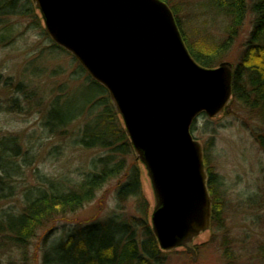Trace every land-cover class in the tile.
<instances>
[{
    "label": "rangeland",
    "instance_id": "obj_1",
    "mask_svg": "<svg viewBox=\"0 0 264 264\" xmlns=\"http://www.w3.org/2000/svg\"><path fill=\"white\" fill-rule=\"evenodd\" d=\"M173 2L180 8L179 18L191 39L203 38L210 45L225 38L229 20L213 8L212 0ZM252 21L253 16L248 13L229 51L216 62V67L222 62L232 67L237 64ZM20 22L11 43L0 45V139L17 138L20 158L27 153V159L24 162L18 159L21 173L13 180L14 196L0 201V213L8 210L15 213L24 188L39 184L37 176L60 178L72 185L92 172L93 161L106 155L102 150H86L79 145L84 126L100 112L95 104L97 98L91 103L92 109L87 102L101 91L91 84L86 73H81L72 56L53 49L50 38L28 19ZM18 84L25 87L28 104H23L21 94H15ZM13 99L19 101V109L12 107ZM230 103L217 118L199 116L190 132L201 147L207 145L210 167L222 182L217 189L225 202L220 213L224 229H209L194 240L195 262L184 250L178 249L168 252L166 264H264V153L253 137L263 126L256 114L237 102ZM51 104L64 115L78 114L81 108L84 111L65 129L64 135L50 137L42 124ZM125 167L128 174L138 169L141 192L153 208V193L146 171L134 153L125 157ZM119 181L105 185L91 203L52 225L47 243L59 240L77 224L116 216L140 217L134 199L121 204L116 201ZM49 228L37 234L26 260L15 264H41L42 237ZM226 248L229 258L224 257Z\"/></svg>",
    "mask_w": 264,
    "mask_h": 264
},
{
    "label": "water",
    "instance_id": "obj_2",
    "mask_svg": "<svg viewBox=\"0 0 264 264\" xmlns=\"http://www.w3.org/2000/svg\"><path fill=\"white\" fill-rule=\"evenodd\" d=\"M51 42L103 87L146 171L160 251L182 249L210 229L212 200L200 144L190 130L231 102L233 67L196 64L160 0H31Z\"/></svg>",
    "mask_w": 264,
    "mask_h": 264
},
{
    "label": "trees",
    "instance_id": "obj_3",
    "mask_svg": "<svg viewBox=\"0 0 264 264\" xmlns=\"http://www.w3.org/2000/svg\"><path fill=\"white\" fill-rule=\"evenodd\" d=\"M160 1L172 12L189 55L203 68L216 67V62L229 51L247 14L253 16L251 31L237 64L233 66L231 103L237 102L248 112L256 114L263 130L253 134V137L264 153V0H212L213 8L227 17L229 22L225 38L219 43L210 42V45H207L203 38L194 40L185 33L179 18L180 8L174 0ZM14 18L17 19L16 22L11 21ZM22 19H28L47 36L40 15L31 0H0V45L11 43L19 30L16 26ZM52 48L66 53L54 44ZM78 67L81 73H85L79 65ZM87 79L101 91V94L87 102V106L92 109L91 103L97 98L95 104L100 107V112L95 113L84 126L79 145L86 150H102L106 155L92 162V172L80 182L69 185L68 182L60 181V178L53 180L37 176V186L24 188L18 210L15 213L10 210L0 213V264L23 263L32 241L48 226L50 228L42 237L41 264H166L168 253L160 251L151 231L152 206L141 192L138 169L136 168L133 174L125 173V157L134 152L122 121L115 113L107 91L88 75ZM14 90L16 95L23 96V104L29 103L25 87L18 84ZM11 101L12 107L19 109V101ZM38 104L40 106V102ZM83 111L81 108L78 114L64 115L51 104L44 114L43 129L50 137L64 135L65 129L77 120ZM17 114L21 115L19 112ZM202 152L208 177L207 190L212 200L210 229L221 230L224 229V224L220 213L225 202L219 193L220 189L218 191L217 188H221L222 182L210 167L207 145L202 147ZM20 157L17 138L0 139V201L14 196L13 180L21 173V165L18 163ZM26 157L27 153H24L20 158L22 162L26 161ZM113 180L122 181L118 182L116 188L118 204L134 199L140 217L116 216L103 221L77 224L59 240L47 243L52 225L91 203L96 194ZM229 256L228 248L224 249V257Z\"/></svg>",
    "mask_w": 264,
    "mask_h": 264
}]
</instances>
